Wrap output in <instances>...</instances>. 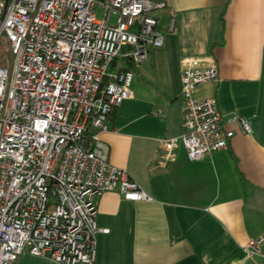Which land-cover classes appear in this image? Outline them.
<instances>
[{"label": "built area", "instance_id": "obj_1", "mask_svg": "<svg viewBox=\"0 0 264 264\" xmlns=\"http://www.w3.org/2000/svg\"><path fill=\"white\" fill-rule=\"evenodd\" d=\"M102 14L98 16L97 10ZM166 0H0V264L25 250L59 264H95V197L117 190L151 201L126 169L110 162L100 134L109 114L130 98L134 72L117 58L141 63L161 47ZM114 19V20H113ZM219 80L213 56L182 60L184 133L161 140L160 164L183 144L190 161L227 149L235 132L214 97L195 89ZM243 131L250 123L233 114ZM264 258V232L244 246Z\"/></svg>", "mask_w": 264, "mask_h": 264}, {"label": "crops", "instance_id": "obj_2", "mask_svg": "<svg viewBox=\"0 0 264 264\" xmlns=\"http://www.w3.org/2000/svg\"><path fill=\"white\" fill-rule=\"evenodd\" d=\"M163 28L175 18L148 60L117 58L130 68L131 96L100 134L112 164L126 169L153 197L125 199L119 191L95 197V264H264L244 246L264 232V0H166ZM213 56L219 80L198 86L214 97L235 135L227 149L190 161L183 144L176 160L160 164L161 140L184 133L182 60ZM119 62H121L119 64ZM233 114L246 119L247 134ZM14 264H59L23 251Z\"/></svg>", "mask_w": 264, "mask_h": 264}, {"label": "rangeland", "instance_id": "obj_3", "mask_svg": "<svg viewBox=\"0 0 264 264\" xmlns=\"http://www.w3.org/2000/svg\"><path fill=\"white\" fill-rule=\"evenodd\" d=\"M97 14H98V16H101V14H102V10H101V9H98V10H97ZM113 20H114V19H113ZM8 57H9L8 53L5 52L4 48H1V46H0V59H1L2 61H5ZM120 63H121V62H119V64H120Z\"/></svg>", "mask_w": 264, "mask_h": 264}, {"label": "trees", "instance_id": "obj_4", "mask_svg": "<svg viewBox=\"0 0 264 264\" xmlns=\"http://www.w3.org/2000/svg\"><path fill=\"white\" fill-rule=\"evenodd\" d=\"M126 60L129 61V62H133L130 58H126ZM133 63H134V62H133ZM115 110H116V109H114V110L109 114V118H111V116L114 114ZM109 118H108V119H109Z\"/></svg>", "mask_w": 264, "mask_h": 264}]
</instances>
